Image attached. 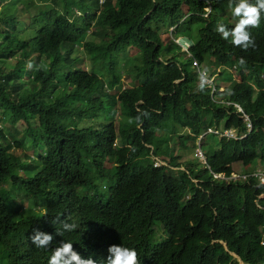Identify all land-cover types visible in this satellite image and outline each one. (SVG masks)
Instances as JSON below:
<instances>
[{
    "label": "trees",
    "instance_id": "trees-1",
    "mask_svg": "<svg viewBox=\"0 0 264 264\" xmlns=\"http://www.w3.org/2000/svg\"><path fill=\"white\" fill-rule=\"evenodd\" d=\"M0 1L6 3L0 11L5 12L0 14V109L6 100L8 84L15 76L24 72L27 75L25 83L35 87L43 67L53 69L69 63V56L81 47L88 54L92 71L94 69L114 84H120V72L123 66L127 67L128 61L131 62L133 69L131 73L129 69L128 78L139 90H127L132 96L119 101L122 119L118 122V134L107 133L95 125L86 126L87 120L103 111L111 114L116 107L112 100L114 94L97 93L96 88L94 109L80 117L73 130L60 128L58 137L53 139H48L47 130L55 129L57 97L48 86L32 94L43 96L41 104H51L53 124L43 116H23L16 107L8 111L7 125L5 129L0 128V170L8 172L18 185L24 186L26 200L31 201L32 190L42 175L65 173L66 177L36 196L35 205H30L28 210L20 206L18 214L8 217L0 210V264H47L50 252L36 248L29 237L34 228L54 234L59 227L55 223L57 218L75 223L77 228L72 233L54 236L53 242L57 239L72 241L90 253L102 242L122 245L131 242L137 249L138 241L144 246L140 264H231L229 261L238 264L230 253L238 255L241 250L247 252L249 264H264L261 242L264 215L256 219L248 231L255 241L251 238L241 241L225 226L220 232L230 250L219 244L212 246L205 227L193 218L191 211L175 204L166 194L177 188L181 200L192 204L188 196L190 189L181 184L182 173L154 170L153 164L142 161L150 156L149 151L142 147L144 151L140 153L139 149L141 143L154 146L157 140L154 131H179L188 126L198 135L215 121L230 116L231 109L215 103L209 94L197 93V76L189 69L175 68L174 63L158 64L151 56L172 20L181 16L183 8L201 10L204 3L198 0H116L119 12L115 13L117 5L112 0ZM213 1L217 15L213 14L211 19L228 26L229 17H232L228 1ZM31 7L35 8L31 10ZM53 9L55 15L49 18L48 12ZM24 13L29 16L28 24L17 20ZM108 13L115 16L105 27ZM40 30L56 43L43 42ZM214 36L211 29L199 39V58L214 57L215 64L224 68L234 60L236 53L232 51L221 57L222 53L211 45ZM244 54L249 59L245 65L249 71L242 77L250 79L260 68L250 62L251 58L264 54V27L257 32L254 48ZM75 62L81 67L85 60L76 59ZM92 71L78 72V90L85 86L87 79L93 82ZM183 78V82L175 83ZM224 81L230 83L223 93L226 99H238L244 107L252 103L251 84L236 83L228 77ZM18 102L24 103L21 99ZM136 103L139 104L136 106ZM32 113L24 114L31 116ZM229 118L233 124L243 126L236 114ZM162 139L164 135L159 137ZM116 140L118 144L114 147ZM126 143L131 144L128 151L124 148ZM32 147L36 158H24L23 153ZM174 159L175 166L179 158ZM105 161L114 166L107 179L109 189L102 191L99 179L106 169L102 167L100 172L98 164L105 165ZM234 162L264 166V137L253 133L240 140L222 142L221 152L209 157L208 167L216 174H228ZM188 169L195 176L209 175L207 166L197 161L189 163ZM80 172L87 178L81 195L83 200L79 201L78 195L70 200H65L62 193L58 196L56 187ZM243 191L239 188L238 205L245 202ZM257 211L259 209L253 204H247L240 210V216L251 219Z\"/></svg>",
    "mask_w": 264,
    "mask_h": 264
},
{
    "label": "clouds",
    "instance_id": "clouds-1",
    "mask_svg": "<svg viewBox=\"0 0 264 264\" xmlns=\"http://www.w3.org/2000/svg\"><path fill=\"white\" fill-rule=\"evenodd\" d=\"M112 1L114 5L118 4L116 0ZM198 1L204 3L203 8L190 11L187 7H184L181 16L173 19L167 32L161 36V44L154 47L151 56L158 64L162 63L168 66L174 63L175 68L189 69L193 75L197 76V93L209 94L215 103L231 109L229 115L236 114L242 120L243 126L233 124L229 116L226 120L215 121L198 135H195L188 126L181 128L179 131L164 133L154 131L157 138L154 146L153 144L141 143L139 149L140 153H143L144 150L149 151L150 156L142 161L153 164L154 170L166 173L171 171L182 173L183 181L181 184L190 189L188 196L191 198L192 204L187 205L181 200L177 188L166 192V194L175 204L187 207L191 211L193 218L205 227V233L210 238L212 246L219 244L229 251L226 238L220 230L227 226L231 233L240 237L241 241H246L248 238L254 239L248 231L253 222L264 215V166L260 163L244 165L241 162H234L229 166L230 171L228 174H216L208 167V164L211 155L221 152L222 142L240 140L253 133L264 137V54L254 56L250 60L252 64L260 65L259 70L252 74L250 79L246 76L242 77L243 74H247L249 71L245 68L249 59L244 52L254 48L257 32L264 27V0H227V7L232 12V17H229L230 20L227 18L229 20L228 26L211 19V16L216 13L214 12L213 0ZM2 6H0V11ZM114 12H119L118 5L115 7ZM2 13L5 12H0V14ZM54 15V9L48 12L49 18ZM113 16L115 15L111 13L106 14L105 27L108 26L109 19ZM17 20L23 24L30 22L26 13L18 17ZM195 28L196 32L193 31ZM211 29L215 32L211 45L214 46L215 50L222 53L221 57L232 51L236 53L234 60L224 68L215 64L216 59L214 57L199 58L198 41L201 37L207 35ZM40 32L43 42L56 43L54 39H50L41 30ZM181 38L187 41L185 45L178 42ZM131 54L133 53L131 52ZM76 59H83L85 63L81 67H77ZM68 62L53 69L43 67L40 81L35 87L32 84L25 83L27 75L24 72L15 76L8 84L6 100L0 109V128L5 129L7 113L15 107L21 111L20 114L23 116H43L53 124L51 104H41L43 96L32 94L38 93L48 86L57 97L55 129L47 130L50 134L48 139L56 138L60 128L68 127L70 131L73 130L74 123L94 109V102L97 100L96 88L97 93L101 91L105 95L114 94L112 100L115 101L116 107L111 114H106L103 111L92 120H87L86 126L95 125V128L100 129L102 127L107 133L118 134V122L122 119L119 101L132 96L127 90L134 89L139 92L137 85L128 78V71L130 69L131 73L133 67L123 66L120 72V84H114L94 69L92 71L88 54L83 47L76 48V51L69 56ZM85 66L89 67L84 68ZM28 67L31 68L32 65L29 64ZM79 71L83 73L92 71L93 82L87 79L85 86L78 90L77 76ZM223 72L226 74H223ZM225 77L236 83L251 84L254 94L251 100L252 103L248 107L242 106L238 99L225 98L223 93L226 92L230 84L224 81ZM184 80L185 78L178 79L175 83L179 84ZM223 84H226V87H222ZM221 88L223 89L221 90ZM64 96L71 97L65 98ZM19 99L24 103L20 104ZM7 100L12 102L8 103ZM139 103H136V106ZM38 109H41V111L37 112ZM25 112L33 113L29 116V114L25 115ZM136 119L139 120L140 117H136ZM161 135H164L165 139L159 140ZM117 144L118 140L114 142V147ZM142 147H144V150H142ZM124 148L127 151L130 150L131 144L126 143ZM33 151L34 148L32 147L30 151L24 152V158L35 159ZM183 152L187 154L194 152L195 159L183 162ZM170 155H174V157L170 158ZM175 157L179 159L176 160L177 165L174 166L172 161ZM195 161L207 166L209 175H193L188 169V164H194ZM104 164H98L100 172L102 167L106 169L105 172L102 171L99 179V186L102 191L109 189L107 179L111 176V169L114 166L107 161ZM65 177V173L60 176L55 174L42 175L32 190L31 201H27L24 186L18 185L11 174L1 169L0 179L3 178V182H0L1 212L8 217L18 214L20 206H23L24 210H28L30 205H35L33 200L36 196L43 194L49 185L61 183L65 180ZM86 186L87 178L80 172L74 174L65 183L58 185L55 192L58 196L62 193L65 200H70L74 195H78V200L82 201L81 195ZM239 188L244 190L245 202L241 205L237 204ZM249 197H253V199L247 200ZM247 204H253L256 209H259L254 218L245 219L240 216V210H243ZM55 223H58L59 227L54 234L34 228L29 237L31 244L36 248L46 249L50 252L51 255L47 264H140L144 246L138 241L136 244L137 249L131 246V242L123 245L114 242H102L90 253L72 241L57 239L56 242H53L54 236L72 233L77 228L75 223L68 220L57 218ZM261 242L264 246V239ZM230 254L238 264H249L246 251L241 250L238 255L232 252ZM229 263L234 264L231 261Z\"/></svg>",
    "mask_w": 264,
    "mask_h": 264
},
{
    "label": "rangeland",
    "instance_id": "rangeland-1",
    "mask_svg": "<svg viewBox=\"0 0 264 264\" xmlns=\"http://www.w3.org/2000/svg\"><path fill=\"white\" fill-rule=\"evenodd\" d=\"M33 1H37V0H33ZM4 4H6V3H3L0 1V5H4ZM34 8L35 7H31L30 9L33 10ZM193 31L196 32V28ZM178 42L181 43L182 45H185V43H187V41L183 38L179 39ZM132 53H134V52H132ZM81 56H83V55L81 54ZM130 64H131V62L128 61L127 64H125V65H127V68H130ZM87 67H89V66H85L84 68H87ZM237 79H238V77H237ZM222 87H226V84H223ZM222 89L223 88H221V90ZM182 155L184 156L183 162L195 159V153L194 152L191 154H187L186 152H183Z\"/></svg>",
    "mask_w": 264,
    "mask_h": 264
}]
</instances>
